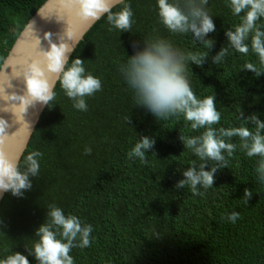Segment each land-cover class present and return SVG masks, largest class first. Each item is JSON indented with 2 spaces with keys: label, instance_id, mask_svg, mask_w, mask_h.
<instances>
[{
  "label": "trees",
  "instance_id": "obj_1",
  "mask_svg": "<svg viewBox=\"0 0 264 264\" xmlns=\"http://www.w3.org/2000/svg\"><path fill=\"white\" fill-rule=\"evenodd\" d=\"M47 0H0V68L29 19ZM182 2V0H181ZM130 5L132 27L121 32L108 21L107 12L86 34L68 66L80 57L86 72L102 81L101 90L86 97L87 111L78 110L60 81L52 101L21 158L39 151L40 172L22 198L7 193L0 206V258L34 247L36 229L50 205L66 215L91 224L90 245L75 246L74 264H264V182L256 173L259 157H248L237 145L227 167L216 173L215 184L203 195L189 187L176 189L180 171L200 161L184 147L180 135H201L182 115L158 119L136 104L134 92L120 66L143 41L167 39L186 52L209 54L203 67L188 65L193 91L199 98L216 97L221 113L218 125L253 128L240 117L264 119V75L241 70L252 63L264 71L259 57L230 47L225 32L241 22L229 0H208L206 10L216 23L207 44L191 35L173 33L161 22L157 0H124L111 9ZM264 29V17L257 22ZM212 46V47H211ZM211 47V48H210ZM227 49L224 59L215 56ZM210 48V49H209ZM140 135H152L154 148L146 162L129 159ZM91 148V154L86 149ZM209 167L216 162L209 161ZM245 190L252 197L245 196ZM239 213L235 222L228 219ZM78 243V241H77ZM32 264H37L29 257Z\"/></svg>",
  "mask_w": 264,
  "mask_h": 264
},
{
  "label": "clouds",
  "instance_id": "obj_2",
  "mask_svg": "<svg viewBox=\"0 0 264 264\" xmlns=\"http://www.w3.org/2000/svg\"><path fill=\"white\" fill-rule=\"evenodd\" d=\"M80 12L85 17H98L101 11L108 12V21L121 32L130 31L133 12L130 5H125L119 12H111L108 0H79ZM208 0H157L159 17L166 28L173 33H191L193 39L201 44H207L210 33L216 31L213 16L206 10ZM233 15L241 16V22L235 28H227V42L235 51L248 54L249 43L251 50L259 57L264 66V29L257 26V21L264 17V0H229ZM50 49L43 51L46 64L40 60L29 63L23 72L26 93L17 95L20 103L17 106L27 112L28 106L36 101L49 105L52 101L53 85L49 73H55L60 78V84L73 101V106L87 111L86 97L94 95L102 88V81L86 72L84 61L75 58L68 66L70 51L64 42L59 44L51 41V33H46ZM212 47V46H211ZM210 47V48H211ZM209 48V49H210ZM227 54L222 48L211 60L219 64ZM209 54L184 51L177 48L167 39L143 41L142 47H136L133 54L128 55L126 63L121 64L120 73L128 87L134 92L136 104L143 107L152 116L167 120L173 116L182 115L190 122L192 130L204 129L201 135H180L185 148L190 149L199 164L193 163L180 171L182 179L175 184L176 189L190 188L193 195H203L201 189L207 190L215 184L216 173L227 167V157H231L237 148L234 143L227 142L233 137L240 138L239 147L248 157H259L256 173L259 181L264 182V119L259 115L240 117L249 121L253 128L246 126L216 128L221 120V113L216 107V97L199 98L193 91L189 76L188 65L203 67ZM243 70H250L256 76L264 75V71L252 63H246ZM6 125L8 127L7 121ZM7 127H0V135ZM156 139L152 135H140L139 140L129 151V159L139 158L146 162V153L155 146ZM92 149L87 148L86 154ZM42 153L31 152L25 161L23 169L6 154L0 151V194L22 198L33 187V177L39 175V158ZM209 161L216 166L209 167ZM245 196L250 199L251 191L245 190ZM239 213L233 212L228 217L235 222ZM46 219L36 229L38 240L27 253L16 251L6 258H0V264H32L33 257L37 264H74L70 255L73 247L81 248L90 245L93 231L91 224H84L76 215H66L64 210L56 205H50ZM78 241V243H77Z\"/></svg>",
  "mask_w": 264,
  "mask_h": 264
},
{
  "label": "water",
  "instance_id": "obj_3",
  "mask_svg": "<svg viewBox=\"0 0 264 264\" xmlns=\"http://www.w3.org/2000/svg\"><path fill=\"white\" fill-rule=\"evenodd\" d=\"M123 1L108 0L110 9ZM106 13L101 11L98 17H85L80 12L79 0H47L29 19L7 54L0 68V127H7L4 120L8 127L0 135V151L18 165L47 107L36 101L24 113V108L17 106L20 103L15 100L19 98L17 95L26 93L24 70L34 60L46 64L43 51L51 47L46 33H51V41L66 44L71 59L86 34ZM48 78L54 93L60 78L55 73H49ZM6 194H0V206Z\"/></svg>",
  "mask_w": 264,
  "mask_h": 264
}]
</instances>
